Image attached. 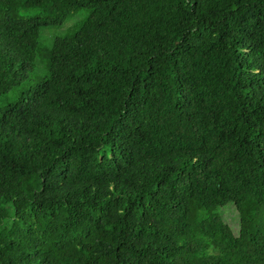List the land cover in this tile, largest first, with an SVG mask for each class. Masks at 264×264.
<instances>
[{
    "label": "trees",
    "instance_id": "obj_1",
    "mask_svg": "<svg viewBox=\"0 0 264 264\" xmlns=\"http://www.w3.org/2000/svg\"><path fill=\"white\" fill-rule=\"evenodd\" d=\"M1 98L0 264H264V0H0Z\"/></svg>",
    "mask_w": 264,
    "mask_h": 264
},
{
    "label": "rangeland",
    "instance_id": "obj_2",
    "mask_svg": "<svg viewBox=\"0 0 264 264\" xmlns=\"http://www.w3.org/2000/svg\"><path fill=\"white\" fill-rule=\"evenodd\" d=\"M90 11L86 8H78L74 10L73 14L62 26L58 27H44L41 31L40 39V49L38 52L37 67L36 70L32 73V78L29 84H35L45 78L49 74V54L53 47L54 40L57 37L71 36L79 28V25L87 18ZM22 16H34L39 14V11H23L20 12ZM8 101H14L16 95L14 93L9 94L8 96L3 97ZM3 100L0 99V105ZM220 214H223L224 218L228 223L233 227V230L238 234L240 228V215L233 204H228L225 207L218 209Z\"/></svg>",
    "mask_w": 264,
    "mask_h": 264
}]
</instances>
